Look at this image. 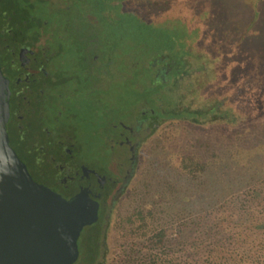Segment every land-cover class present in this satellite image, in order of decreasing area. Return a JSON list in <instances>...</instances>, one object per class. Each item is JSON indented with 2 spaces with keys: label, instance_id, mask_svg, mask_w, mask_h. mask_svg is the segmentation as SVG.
<instances>
[{
  "label": "trees",
  "instance_id": "16d2710c",
  "mask_svg": "<svg viewBox=\"0 0 264 264\" xmlns=\"http://www.w3.org/2000/svg\"><path fill=\"white\" fill-rule=\"evenodd\" d=\"M66 1L65 5L96 25L101 40L107 39L106 31L117 15L132 14L128 7L139 4L157 9L148 13L150 17L136 14L130 22L126 20L125 33L126 28L130 34L139 27L146 39L156 26L173 28L167 44L140 63L145 68L139 79L144 89L154 88L155 102L148 105L143 100L137 118L145 121L150 133L161 120L176 115L191 123L209 124L237 123L264 112V0ZM109 45L103 40L97 49ZM110 47L117 48V54L131 51V47ZM101 62L107 73L117 64L113 57ZM131 62L135 66L139 60ZM180 161L190 172L201 166L190 156ZM230 195L231 202L220 205L218 213L195 210L187 220L184 209L166 212L163 223L144 231V239L123 243L117 252L109 239V222L101 215L80 230L78 255L72 264H264L263 192L242 188Z\"/></svg>",
  "mask_w": 264,
  "mask_h": 264
},
{
  "label": "rangeland",
  "instance_id": "374dc122",
  "mask_svg": "<svg viewBox=\"0 0 264 264\" xmlns=\"http://www.w3.org/2000/svg\"><path fill=\"white\" fill-rule=\"evenodd\" d=\"M53 1L58 5L67 3L66 0ZM62 7L64 8L45 10L42 5L35 4L34 10L47 21V41H51L53 45L60 43L61 50L54 59L61 63L64 71H80L81 67L70 45L54 35L62 18L76 22L79 44L86 41L88 36L92 38L94 47L96 44L92 51L96 60L94 72L103 65L101 59H116L117 64L114 63L111 69H108L109 73L104 72L110 78L101 81L103 87H93L88 93H83L86 85L82 80L72 85L70 80H67L62 85V90L70 89V85L75 86L77 94L69 95L64 91L66 95L54 99L55 107H63V117L68 118V122L73 126L75 139L79 143V154L89 156L90 159H104L109 151L105 140L107 125L103 127L108 121L107 118L103 121L104 116L109 114L110 121H130L134 114L137 115V109L143 100L148 105H154V88L144 89L145 83L140 79L145 67L140 63L144 56L156 54L161 44H167L168 38L172 37L170 30L173 28H158L156 23H152L156 27L148 31L146 39H143L145 35L139 27L134 28L130 34L126 28L125 33L123 28L126 26V20L130 22L136 14L138 17H150L148 13L157 9L139 4L128 7L132 9V14L117 15L116 21L109 24L112 28L106 31L107 39L101 40L97 37L99 29L94 23L88 27V20H85L80 12L69 6ZM119 9L121 10V7ZM65 12L66 16L63 17L61 13ZM120 19H123V22L119 21ZM141 22L143 21L138 18V25H141ZM180 25L177 24V27ZM103 40L111 45L97 49ZM114 45H120L126 50L131 47V51H128L129 54L120 51L117 54V48H114V51L110 47ZM132 59H138L139 62L133 66L130 64ZM119 61L122 63L119 64ZM95 78L98 79V75L95 74ZM122 107L123 110L120 109ZM48 110H51L50 107ZM161 121L142 140L136 156V167L106 216L110 226L109 239L115 247V252L123 243L144 239V231L163 223L162 218L166 212L184 209V217L188 220L195 210L199 212L203 211L202 209H212L218 213L220 205L231 202L230 194L242 188H255L264 195V112L259 117L237 123L195 124L177 118V115ZM118 145L116 146L119 147ZM186 156L197 160L201 166L197 165L192 172L187 171L188 167H184L180 161ZM159 206H162L164 211H161ZM139 208L145 223L142 228ZM188 209L193 211L188 212Z\"/></svg>",
  "mask_w": 264,
  "mask_h": 264
},
{
  "label": "flooded vegetation",
  "instance_id": "af4514ba",
  "mask_svg": "<svg viewBox=\"0 0 264 264\" xmlns=\"http://www.w3.org/2000/svg\"><path fill=\"white\" fill-rule=\"evenodd\" d=\"M35 4L45 10L67 6L48 0H0V71L8 88L5 121L8 143L37 183L65 199L85 194L96 202L95 220L101 215L106 218L136 167L138 148L150 133L149 128L136 114L130 121H110L106 113L103 121L107 118L108 122L103 127L107 125L108 155L104 159H90L79 154L73 126L63 117V107H55L54 99L66 95L65 92L77 94L71 85L80 80L86 85L83 93L103 87L101 81L109 76L103 62L94 72L92 38L88 36L79 44L76 22L62 18L54 35L70 45L81 67L80 71H64L54 59L61 50L60 43L53 45L47 41V21L34 10ZM65 14L61 13L63 17ZM91 24L86 21L88 27ZM86 32L89 35V30ZM67 80L71 85L64 92L62 85ZM58 211L61 214L62 210Z\"/></svg>",
  "mask_w": 264,
  "mask_h": 264
},
{
  "label": "water",
  "instance_id": "95a60500",
  "mask_svg": "<svg viewBox=\"0 0 264 264\" xmlns=\"http://www.w3.org/2000/svg\"><path fill=\"white\" fill-rule=\"evenodd\" d=\"M7 95L0 71V264H72L81 227L96 218V202L81 193L61 198L32 179L8 143Z\"/></svg>",
  "mask_w": 264,
  "mask_h": 264
}]
</instances>
